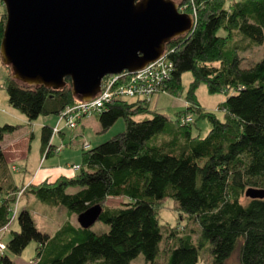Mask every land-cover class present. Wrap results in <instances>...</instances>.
I'll return each mask as SVG.
<instances>
[{
    "label": "trees",
    "instance_id": "1",
    "mask_svg": "<svg viewBox=\"0 0 264 264\" xmlns=\"http://www.w3.org/2000/svg\"><path fill=\"white\" fill-rule=\"evenodd\" d=\"M172 1L193 19L189 31L164 45L172 68L162 90L179 94L181 75L191 74L186 106L174 118L151 109L149 99L105 102L93 113L99 131H106L119 117L123 130L94 146L87 142L86 149L82 142L77 169L69 167L71 176L26 186L15 181L1 145L17 125L0 124V228L14 217L18 225L0 250V264H15L5 250L19 255L31 240L36 243L33 264H131L138 255L143 264H201L199 247L205 243L210 252L205 264H223L235 250L240 264H264V196L244 195L248 187L264 190V47L261 58L248 66L240 65L237 54L264 44V0H232L228 6L226 0ZM1 5L0 40L5 22ZM218 29L225 34H218ZM0 67L7 102L28 122L40 115L57 117L79 101L69 78L58 88L29 85L13 78L10 65L1 59ZM200 83L209 94L231 91L219 103L221 117L197 100ZM190 113L209 123L204 136L193 134ZM53 126L44 123L40 128L41 157L63 149L53 137L66 127L53 134ZM69 187L76 190L67 192ZM19 192L64 208L69 215L99 204L96 220L107 229L96 232L66 219L52 234L40 231L27 208L15 209L13 217ZM109 196L127 200L118 207L103 206ZM166 198L195 222V240L192 228L162 229L157 208Z\"/></svg>",
    "mask_w": 264,
    "mask_h": 264
},
{
    "label": "water",
    "instance_id": "2",
    "mask_svg": "<svg viewBox=\"0 0 264 264\" xmlns=\"http://www.w3.org/2000/svg\"><path fill=\"white\" fill-rule=\"evenodd\" d=\"M0 1V59L10 65L11 76L52 88L69 78L71 92L82 101L95 95L104 76L142 68L193 25L172 0ZM244 195L261 198L264 190L248 187ZM100 210L94 204L77 214L79 226H91Z\"/></svg>",
    "mask_w": 264,
    "mask_h": 264
},
{
    "label": "rangeland",
    "instance_id": "3",
    "mask_svg": "<svg viewBox=\"0 0 264 264\" xmlns=\"http://www.w3.org/2000/svg\"><path fill=\"white\" fill-rule=\"evenodd\" d=\"M232 0H226L225 6H228ZM177 4V9L180 8L177 1H175ZM2 4V3H1ZM0 4V12L2 10V5ZM181 9V8H180ZM178 9V11L180 10ZM182 10V9H181ZM182 12V11H180ZM224 29H218V34H225ZM264 44L259 46H253L249 49H246L244 51H239L237 54L239 56V61L241 66H248L255 61L259 60L262 56ZM3 71V72H2ZM4 70L2 67H0V81L3 78ZM110 75V74H109ZM191 79L190 72H184L181 75V86L182 91L177 95H171L167 92H164L163 90H159L151 97L149 98V107L153 110H156L158 112L163 113L169 118H174L176 115V112L179 110L184 109L186 106V101L184 99V94L188 86V82ZM2 93L5 92L2 89ZM166 93V94H165ZM229 92H218L214 94L207 93L206 87L204 83H200L196 90V98L203 106L205 110L214 112L218 117H221L223 110L219 108V103L222 102ZM124 99L128 101H132L135 98L132 97H124ZM185 102V104H184ZM14 111L17 113V115H21L24 119L23 123L18 122L16 119H13L12 124L17 125L18 133L22 134L24 132L29 133L30 131L33 132V136L31 137V140L29 142V148L27 149L26 144L22 148V154L18 155L19 158L16 159L13 163L17 166L19 170H17L16 167L13 166V170H17V172L13 173V176L16 179V182L19 183L23 175H25V178L29 177L34 169H36L39 165V145H40V128L44 124L43 119L51 120V123H56V120L58 117H55L53 115H40L32 121V124H28L25 116L21 114L18 110L15 108ZM192 118V130L193 134L198 133L199 136H204L206 132L209 129V123L206 119L203 118H195V114L190 113L189 114ZM11 123V122H9ZM2 124V123H1ZM21 124V125H20ZM62 122H60V125ZM18 125H20L18 127ZM124 128V122L121 117L117 118L113 124L103 132H100V126L97 119L96 114H93L89 117H84L81 119L80 123L76 125V127L70 129V128H63V134L62 138H60L58 135H55L54 142L59 143L61 142L63 146V149L60 147L59 152L53 153L49 157L46 158L45 162L43 163V167L49 165V161L53 160L54 162H58L61 158L62 161H70V162H77L80 163L81 160V144L82 142L86 141L91 146H94L100 142H103L104 140L108 139L110 136L115 134L116 132H119L123 130ZM54 164V163H50ZM68 167L69 164H67ZM76 188L69 187L67 188V192H73ZM21 192H19L16 195V200L21 197ZM31 194L24 193L21 197V201H27L26 207L38 230L47 232L49 234H52L58 226L66 219H68L70 222H72L74 225H79L76 219L75 214L69 215L68 212L64 208L55 207L54 212H49L47 207L49 205L39 202L37 199H35V203L30 202ZM15 200V201H16ZM127 198L124 196H109L105 199L103 206L108 207H118L121 205L123 201H126ZM241 201H245V197L241 198ZM14 214L15 209L19 211L21 207L18 205V203H15V206L12 208ZM53 209V208H52ZM158 213V221L161 224L162 229H165L170 226H175L179 231H183L186 229V231L190 228L194 229L195 231H190L192 233L193 239L197 237L198 228L194 221H192L190 218H187L185 214H182L177 207L176 204L173 202L171 198H166L163 200L160 205L157 208ZM69 215V216H68ZM14 217V215H13ZM12 222L10 224V227L7 231H3L0 233V244L2 245V248L4 247L5 242L10 238L11 232L10 230H17L18 225L16 222V217L11 219ZM8 224L4 226V230L8 228ZM91 229L93 231H103L107 229V225L103 222L96 220L92 225ZM35 245L36 243L31 240L21 251L19 255H13L10 254L7 250L6 253L13 259L15 264H33L34 258H35ZM208 243H205L199 247V263L205 264L206 262H210V252L208 250ZM131 264H143V259L141 258V255H138ZM158 264H162V261H159ZM223 264H240L237 256V250H235L230 256H228Z\"/></svg>",
    "mask_w": 264,
    "mask_h": 264
},
{
    "label": "built area",
    "instance_id": "4",
    "mask_svg": "<svg viewBox=\"0 0 264 264\" xmlns=\"http://www.w3.org/2000/svg\"><path fill=\"white\" fill-rule=\"evenodd\" d=\"M171 68L172 63L163 50L160 56L134 72L123 70L117 74L104 76L101 79L99 90L92 98L79 100L61 111L52 127V133L59 132L62 127L70 129L76 127L82 118L99 111L105 102L124 99V97L149 99L151 95L163 89L165 81L170 76ZM184 120L188 122L190 118L186 117ZM60 122H62L61 125ZM88 147L89 144L85 142L83 148ZM69 166L71 169H77L75 164H69ZM0 248H2L1 244Z\"/></svg>",
    "mask_w": 264,
    "mask_h": 264
},
{
    "label": "crops",
    "instance_id": "5",
    "mask_svg": "<svg viewBox=\"0 0 264 264\" xmlns=\"http://www.w3.org/2000/svg\"><path fill=\"white\" fill-rule=\"evenodd\" d=\"M2 76H4V73ZM2 89L3 88L1 86V81H0V124L4 123V122H8V123L11 122L12 123L13 119H16L20 123H23V121H24L23 117L21 115H17V113L14 111V109H12V107L9 105V103L7 102L6 93L4 95V93H2V91H1ZM184 104H185V102H184ZM45 118L46 119H43V123H48L50 126L54 125V123H51L50 119H47V117H45ZM28 124H32V123L28 122ZM20 125H18V127ZM62 134H63V132L61 133V135H58V136L60 138H62ZM33 135L34 134L31 131L29 133L24 132V133L20 134V133H18V128H16V130H14L13 132L7 133L4 135L3 140L1 142L2 150L5 154L6 160L9 163V165L11 166V168L13 166L17 168V166L14 165L13 162L19 158L18 155L22 154V148L25 144L27 146V149L29 148V142H30L31 137ZM53 142H54V138H53ZM39 154H40V151H39ZM50 155H52V154H50ZM50 155H48L46 157H41V154H40L38 167L36 169H34L32 174L27 178H25V175H23V173H22L21 180L18 184H23L24 186H26L29 183H36V182H40L42 180L53 181L54 179H56L60 175L71 176L73 174V172L71 171V169H69V167H67V164H71V163L72 164L73 163L79 164L78 161L77 162L62 161V159L60 158L58 162H54L53 160H50L49 165L43 167V163L45 162L46 158L49 157ZM41 158H42V160H41ZM50 163H54V164H50ZM17 170H19V169L17 168ZM17 170H12V171H13V173H15V172H17ZM15 181H16V179H15ZM22 195H21V197H22ZM21 197L18 199L17 203L21 208H25L26 207L25 203H28V202L27 201L22 202ZM29 198H30L31 203L37 202V201H35V197L32 194ZM47 208L48 209H46V210H49V212H51V211L54 212V210L56 209L55 207L50 206V205ZM9 227H10V225H9ZM9 227L6 228V230H4V227L0 228V233L3 231H7L9 229Z\"/></svg>",
    "mask_w": 264,
    "mask_h": 264
}]
</instances>
